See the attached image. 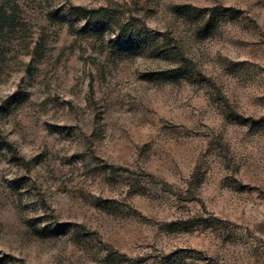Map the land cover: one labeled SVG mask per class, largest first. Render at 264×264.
<instances>
[{"label":"rangeland","instance_id":"obj_1","mask_svg":"<svg viewBox=\"0 0 264 264\" xmlns=\"http://www.w3.org/2000/svg\"><path fill=\"white\" fill-rule=\"evenodd\" d=\"M0 264H264V0H0Z\"/></svg>","mask_w":264,"mask_h":264}]
</instances>
